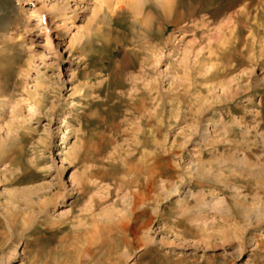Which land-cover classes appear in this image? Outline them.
Instances as JSON below:
<instances>
[{
  "label": "rangeland",
  "instance_id": "obj_1",
  "mask_svg": "<svg viewBox=\"0 0 264 264\" xmlns=\"http://www.w3.org/2000/svg\"><path fill=\"white\" fill-rule=\"evenodd\" d=\"M0 264H264V0H0Z\"/></svg>",
  "mask_w": 264,
  "mask_h": 264
},
{
  "label": "bare ground",
  "instance_id": "obj_2",
  "mask_svg": "<svg viewBox=\"0 0 264 264\" xmlns=\"http://www.w3.org/2000/svg\"><path fill=\"white\" fill-rule=\"evenodd\" d=\"M104 2V1H103ZM124 2V1H123ZM118 3V2H117ZM123 5V4H122ZM207 5V4H206ZM115 6V5H114ZM121 8H123V7H121ZM120 8V9H121ZM236 14V13H235ZM240 16V15H239ZM237 17V16H236ZM228 18V17H227ZM232 18V17H231ZM233 32V31H232ZM235 46V45H234ZM231 88V87H230ZM229 131V130H228ZM233 132V131H232ZM228 133V132H227ZM206 135H207V133H206ZM222 138V137H221ZM134 197V196H133ZM253 212V211H252ZM7 221H9V220H7ZM9 225V224H8Z\"/></svg>",
  "mask_w": 264,
  "mask_h": 264
}]
</instances>
